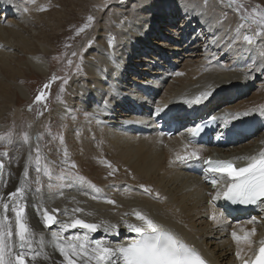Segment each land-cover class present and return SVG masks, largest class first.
I'll return each mask as SVG.
<instances>
[{"label":"bare ground","instance_id":"1","mask_svg":"<svg viewBox=\"0 0 264 264\" xmlns=\"http://www.w3.org/2000/svg\"><path fill=\"white\" fill-rule=\"evenodd\" d=\"M220 2L130 0L121 8L113 6L105 13L98 10L94 14L91 26L95 30L86 34L95 36L94 45L84 55L81 72L69 80L63 97V106L75 110H68L70 116L61 115L64 135L58 136V141L47 144L41 137V146L49 158L39 163L29 156L43 117L27 129L30 137L27 143L7 145L8 156L0 157L5 164L0 173V205L12 204L8 193L15 191L22 180L35 189L26 187L22 202L33 231L30 255L39 253L28 264H61L63 261L52 235L60 230L59 224L50 229L44 227L41 213L45 208L58 209L56 215L61 222L75 216L87 222L116 224L117 230L126 229L115 233L100 229L89 234L91 240H106L113 247L135 234L127 230L124 221L138 224L131 212L139 210L197 248L213 264H241L235 256L236 243L231 232L237 224L248 230L255 227L252 250L242 244L245 258L250 257L264 237V204H260L259 211L252 216L256 223L246 224L251 218L233 217L221 208L218 200L209 204V193L214 194L217 189L210 183L212 178L199 177L201 161L176 159L177 155L192 149L198 150L202 158L216 152L230 160L243 158L244 161L264 152V112L261 111L264 109V55H261L264 37L251 45L244 44L243 33L236 30L237 18L229 9L224 10ZM92 5L103 6L105 0H35V3L0 0V125L10 110L20 119L25 114L17 105L21 96L28 95H24L18 84L24 80V72L29 71L38 79L49 78L43 59L54 54L56 40L59 52H67L70 44L77 43L82 34L77 35V29L83 24L72 22L85 16ZM25 7L29 9L27 12ZM40 7L50 13L41 14ZM67 31L76 32L75 36L71 38ZM110 37L115 38L112 47L108 45ZM88 44L85 42L84 48L89 47ZM83 46L77 53L83 51ZM71 57L72 54L64 58L72 61ZM64 79L61 76L60 81ZM57 81L55 83L60 82ZM55 83L50 85V90ZM203 91L212 92L208 100L201 104L185 103ZM15 92L18 98L14 101ZM34 105L43 107L39 103ZM61 105L57 109H60L59 114L66 110ZM44 106L50 111L48 101ZM157 108L175 111L174 120L178 123H188L192 120L189 115H197L199 120L218 112L224 115L249 111V115H240L228 125L220 120L221 130H233L235 125L246 121L257 129L254 135L245 136L232 145L215 149L189 145L186 149L183 131L170 138L157 131L154 119ZM78 112H83L88 124L72 117ZM49 118L57 120L56 113L51 112ZM71 118L78 122L68 123ZM51 123L48 120L45 126ZM2 150L5 149L0 148ZM51 158L55 160L52 162ZM56 159L65 162L57 169L58 174L64 176L71 171L72 164L80 168L75 175L84 167L93 171L86 172L83 178L88 183L96 182L98 190L85 181L84 184H79L78 180L66 183L62 181L64 177L57 178L52 171L59 162ZM42 168L48 171L45 177L54 182L46 184L40 178V184L36 183L34 176L38 173L40 177L41 171L44 172ZM112 169L115 171L109 175ZM93 175H97V180ZM102 175L104 178L115 176V179L101 181ZM140 185L149 191L145 192ZM100 186H107L104 193L99 194ZM37 187L41 189L39 192ZM44 189L46 192L42 191ZM108 199L114 200L115 205L108 204ZM76 207L82 208L83 213L73 214ZM213 212L223 214L221 222L209 218ZM0 215H3L2 207ZM7 215L14 219L11 211ZM83 232L78 228L70 229L64 235H82ZM237 232L243 235L239 229Z\"/></svg>","mask_w":264,"mask_h":264},{"label":"snow or ice","instance_id":"2","mask_svg":"<svg viewBox=\"0 0 264 264\" xmlns=\"http://www.w3.org/2000/svg\"><path fill=\"white\" fill-rule=\"evenodd\" d=\"M28 2L35 3V0H28ZM221 2L226 3L241 19L245 20L249 28H254L256 36L264 37V9L257 6L251 12L246 9L242 12L241 9L244 8V5L239 3L238 0H221ZM105 3L107 4V0H105ZM28 10L27 7L24 8L25 12ZM38 10L45 11L46 9L40 7ZM87 20L88 23L77 29V35L84 32L86 28L91 27L94 17L89 15ZM114 39V37L109 38V47L113 46ZM243 41L249 45L254 43L253 37L250 35H244ZM89 44H91V41H89ZM72 55L75 56L77 53L74 52ZM261 55H264V52ZM71 63V60H69V64ZM177 75H180V73H177ZM56 79L58 77L53 76L51 81L44 85V89H48L51 82ZM67 83L68 80L65 78L63 84ZM211 95V91H203L196 95L194 99L186 100L185 103L201 104L208 100ZM44 99L45 92H40L35 97V102H41ZM105 106H107V101H105ZM156 111L159 113L163 109L157 108ZM261 111L264 112V109H261ZM240 115L247 116L249 111L226 113L212 119H219L224 125H228L237 120ZM202 130L199 126L187 130L189 141L185 145L186 149L191 144V138L198 136ZM11 135V133L7 137L0 135V141L11 144ZM29 139L30 137L27 133L22 134L24 143H27ZM7 156V152H0V157ZM193 158H199L198 150L196 149L186 151L184 155H177L176 157L180 161ZM205 164L208 165L206 173L212 174L210 183L214 189H217L214 194L209 193L211 197L208 201L209 204L220 198L231 201L233 204H264V152H261L259 157H250L249 162L242 167H235L231 161H213L211 159L206 160ZM70 167L75 168L76 166L72 164ZM108 167L111 168V164H108ZM4 168L5 164L0 159V173L3 172ZM114 171L115 169H112L108 174L112 175ZM45 174H48L47 169H45ZM72 175L71 172L65 174L66 177H71ZM27 176L28 172L25 171L24 177L27 178ZM225 177L227 178L226 180ZM74 179L84 180L83 177L78 175ZM36 183L40 184V180L37 179ZM218 185H220L219 188L217 187ZM26 187L25 180H22L15 191L8 193V198L12 201V204L3 203L0 205L3 209V215H0V264H28L29 260H34L39 255V253L30 255L33 248V231L26 219V205L22 203L25 199ZM140 187L145 192L149 191L144 185H140ZM40 190L37 187L36 191L39 192ZM106 202L113 205L116 203L111 199L106 200ZM9 211L13 214L14 219L7 215ZM58 211L55 208L51 210L45 208L41 214L45 228L50 229L52 225L59 224L60 230L53 232L52 235L56 241V250L63 257L61 264H207L193 247L182 242L175 234L139 210L133 209L131 212V215L139 221L138 224L124 221V226L127 230L135 233L137 238L126 245L115 247L110 246L106 240H91L89 234L96 233L100 229H103L106 233H115L117 230L116 224H108L103 221L99 223L87 222L75 216L69 221L61 222L56 215ZM83 211L82 208L76 207L73 209V214L83 213ZM125 215H128V213H125ZM222 215V213L213 212L209 218L219 223ZM245 223L255 224L256 218L253 217ZM77 228L84 230L82 235L77 234L65 237V232ZM237 229L243 235H239ZM255 234V227L248 230L241 224H237L231 232L232 240L236 243L235 256L241 264H264V239L259 241V248L254 253V258H245L246 253L242 244L246 245L248 250L251 251L253 246L251 237L255 236Z\"/></svg>","mask_w":264,"mask_h":264},{"label":"rangeland","instance_id":"3","mask_svg":"<svg viewBox=\"0 0 264 264\" xmlns=\"http://www.w3.org/2000/svg\"><path fill=\"white\" fill-rule=\"evenodd\" d=\"M54 1H57V0H54ZM130 1V0H107V4L105 3V5L101 6H96V5H92L91 8L89 9L88 13L83 16L81 19L79 18H76V20H74L72 23H81V24H86L88 23V16L91 15L94 17V20H95V16L94 14L99 10L101 13H105V11H107L109 8L113 7V6H117L118 8H121L123 6H125L127 4V2ZM239 3H242L244 5V8L241 9V11L243 12L245 9L248 11V12H251L253 8L259 6V8L261 9H264V0H238ZM134 3V1H133ZM220 6L225 10H230V13H232L236 18H237V28L236 30L238 29L240 32L243 33V35H250L253 37V40L254 42L256 41H259L260 38H263L262 36H256L254 33H255V29L254 28H249L247 26V22L243 19L240 18V16L237 15V13L232 9V8H229L227 6L226 3L224 2H220ZM44 9H46L45 7H43ZM68 8V7H67ZM69 10V8H68ZM50 10H45V11H40L41 14H48ZM50 13V12H49ZM79 19V20H78ZM93 20V21H94ZM93 21H92V24H93ZM179 22V20L177 19L176 20V23ZM95 30L93 26L89 27V28H86L84 32H82L81 36L78 38V41L76 44H70L66 49H68L67 52H59L58 50V43L59 41L56 40L55 41V46H56V50L54 49V54H51L52 58L49 57V58H44L43 62H44V65L48 68V72L50 73L49 74V78L47 79H38L35 77V75H31L29 71H25L24 72V80H21L18 82V84L22 87L21 90L23 91L24 95L25 93L27 95L26 98H24L23 96H21L18 101H17V105L20 107L18 108L20 111H24L25 114H22L21 115V119H20V116H16L15 115V112H13V110H10V112H7L6 115H7V118H5L6 120L2 122V124L0 125V135H3L5 137L8 136L9 133H11V140H12V144H15V145H19L20 143L22 145H24V142L22 140V134L23 133H27V129H29L30 125L34 122H36L38 119H41V117H43V120H42V124H41V128L39 127V134L37 135V137H39L37 139V141L35 140L33 143L35 144V147H32L30 148L29 150V156H32L34 158V160L36 162H39V163H42V161H45L49 158V155L47 154V152L42 148L41 146V137L43 138V142L44 143H55L56 141H58V136L59 137H62L64 134V129H63V126L64 124L61 122V115H65V116H70L71 115V112L68 110H75L74 108H68V107H64V103H63V97H64V94L66 92V89H67V86L69 84V80L71 79V77H75L77 74H79V72H81L82 70V63H83V58H84V55L87 53L88 50H90V46L94 45V41H95V36L92 35V36H87L86 34H91L92 31ZM237 30V31H238ZM67 33L70 35V37H74L75 36V33H70L69 31H67ZM84 35H86L84 37ZM83 37V38H82ZM88 38V40H87ZM90 39V40H89ZM91 41V44H88L89 47L87 48H84L85 46L84 43L85 42H89ZM58 42V43H57ZM114 42V41H113ZM244 42V41H243ZM244 44L246 45H249L247 44L246 42H244ZM83 46V51L79 54L77 53V50H79V48L81 49V47ZM71 51V52H70ZM56 52V54H55ZM77 53V55L73 56L72 55V63L69 64V62H67V60H71L70 58H64L66 55H70L72 53ZM173 58V57H172ZM79 66V67H78ZM51 67H52V72H51ZM79 68V69H78ZM78 72H76V71ZM75 71V72H74ZM74 72V73H73ZM60 76L58 77V81H60V78L61 76H64V78H67L68 80V83L67 84H63V80H61L59 83H55V81H52L51 84L55 83L52 87V90H50L49 88L48 89H44V85L45 84H48L50 81H51V78L53 76ZM48 80V81H47ZM57 81V82H58ZM50 84V85H51ZM25 90V91H24ZM41 92H45V99L42 103L40 102H35V97L37 95V93H40ZM30 93V94H29ZM13 99L12 100H17L18 98V93H13ZM29 99V101H24L23 99ZM48 101L49 104H50V111L49 109H47L46 106H44V102ZM36 103H39L41 104V106L43 107H40V106H37V105H34ZM62 105L60 106L62 109L63 108H66L65 112H63L62 114H59V110L57 111L58 107H59V104ZM46 105V103H45ZM52 113H56L57 115V120H50L49 118V115ZM85 112V111H84ZM22 113V112H21ZM80 113V114H78ZM78 113H73L72 117H74L76 120H79V123L82 121V120H85V124H88L89 120H86V119H83L85 117V115H83V112H78ZM18 117V118H17ZM77 117V118H76ZM79 117V118H78ZM30 119V120H29ZM48 120L50 122H55V123H51V125H48L47 127L45 126L48 122ZM66 119H64L65 121ZM92 121H94V119H92ZM30 122V123H29ZM67 122V121H65ZM71 122H78V121H74L72 118L71 120L68 122V123H71ZM68 123H65V124H68ZM66 127V125H65ZM258 133V132H257ZM28 134V133H27ZM258 135V134H257ZM15 142V143H14ZM7 145H10L9 143L5 142V141H0V148H3L5 150H2L0 152H7L9 153V150L7 149ZM62 151V150H61ZM55 160V158H51V161L53 162ZM56 161H59L57 166L55 165L54 166V169L52 171H54L56 173V175H58L57 178L59 179H62L63 177L65 179H63L62 181L63 182H66V183H70L71 180H73V183L74 182H77L76 179H74L73 177H75V172L78 171L79 169L77 168V166L75 168H72L71 167V173L73 174L71 177L67 178L66 176H64V174H58L57 172V169L58 168H61L63 166V164H65L64 161H60V160H57ZM92 161V160H90ZM93 163V162H92ZM99 166H102L101 164L97 163ZM93 166V164H92ZM43 169V168H42ZM83 171H80L78 175L84 177L85 174H87L86 172H93V171H89V169L87 167H84V169H82ZM106 170V169H104ZM44 172L41 171V175L40 177H38V173L35 174V181H37V179H40L43 180L46 184L47 183H52L54 182L53 179H51L50 177L46 178L45 177V169H43ZM99 174L101 173L100 171H98ZM97 175H93V179L97 180ZM115 177V176H114ZM114 177H107V178H104V176L102 175L100 177L101 181H108V182H113L114 181ZM113 180V181H112ZM83 181L85 182H89L88 180L84 179ZM83 181H79L78 182L80 184H84ZM91 187L95 188V191L98 190V188H96V182H91V183H88ZM27 187L32 191H35V189L32 187L31 184L28 183ZM102 188V191L99 193H104L105 192V189L107 186H100ZM44 192H46V190H42ZM89 191V190H88ZM117 231H120V232H123L124 229H118Z\"/></svg>","mask_w":264,"mask_h":264},{"label":"water","instance_id":"4","mask_svg":"<svg viewBox=\"0 0 264 264\" xmlns=\"http://www.w3.org/2000/svg\"><path fill=\"white\" fill-rule=\"evenodd\" d=\"M39 93H37V95H38Z\"/></svg>","mask_w":264,"mask_h":264}]
</instances>
